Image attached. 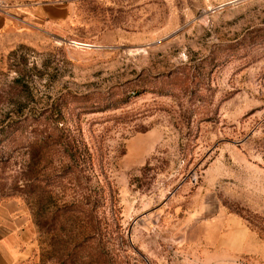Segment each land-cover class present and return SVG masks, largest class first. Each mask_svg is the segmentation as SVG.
Wrapping results in <instances>:
<instances>
[{"label": "rangeland", "instance_id": "1", "mask_svg": "<svg viewBox=\"0 0 264 264\" xmlns=\"http://www.w3.org/2000/svg\"><path fill=\"white\" fill-rule=\"evenodd\" d=\"M40 1L0 36L21 264H264V0Z\"/></svg>", "mask_w": 264, "mask_h": 264}, {"label": "crops", "instance_id": "2", "mask_svg": "<svg viewBox=\"0 0 264 264\" xmlns=\"http://www.w3.org/2000/svg\"><path fill=\"white\" fill-rule=\"evenodd\" d=\"M20 4L0 13V36L17 32L21 28L45 31L70 17L63 4L40 0H15ZM16 211L0 202V264H21L26 255L20 249Z\"/></svg>", "mask_w": 264, "mask_h": 264}, {"label": "built area", "instance_id": "3", "mask_svg": "<svg viewBox=\"0 0 264 264\" xmlns=\"http://www.w3.org/2000/svg\"><path fill=\"white\" fill-rule=\"evenodd\" d=\"M6 9H7V7L5 6V4H2L0 6V13L6 14Z\"/></svg>", "mask_w": 264, "mask_h": 264}, {"label": "trees", "instance_id": "4", "mask_svg": "<svg viewBox=\"0 0 264 264\" xmlns=\"http://www.w3.org/2000/svg\"><path fill=\"white\" fill-rule=\"evenodd\" d=\"M76 149H74V152H75Z\"/></svg>", "mask_w": 264, "mask_h": 264}]
</instances>
